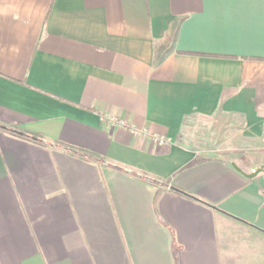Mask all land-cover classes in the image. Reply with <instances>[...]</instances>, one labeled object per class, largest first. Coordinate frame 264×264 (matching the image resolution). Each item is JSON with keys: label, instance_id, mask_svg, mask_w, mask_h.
<instances>
[{"label": "crops", "instance_id": "1", "mask_svg": "<svg viewBox=\"0 0 264 264\" xmlns=\"http://www.w3.org/2000/svg\"><path fill=\"white\" fill-rule=\"evenodd\" d=\"M263 119L264 0H0V264H264Z\"/></svg>", "mask_w": 264, "mask_h": 264}, {"label": "trees", "instance_id": "2", "mask_svg": "<svg viewBox=\"0 0 264 264\" xmlns=\"http://www.w3.org/2000/svg\"><path fill=\"white\" fill-rule=\"evenodd\" d=\"M124 127L131 129V126L127 124H125ZM30 136L34 138L35 140H41V138L38 137L37 135H30ZM52 146L57 147L69 154H72V155H75L81 158H88V159L92 158L91 154L88 151L82 148H79V147H71V146H66V145H52Z\"/></svg>", "mask_w": 264, "mask_h": 264}, {"label": "built area", "instance_id": "3", "mask_svg": "<svg viewBox=\"0 0 264 264\" xmlns=\"http://www.w3.org/2000/svg\"><path fill=\"white\" fill-rule=\"evenodd\" d=\"M262 139L264 141V119L262 121ZM152 140H153V142H156V143H159V144H164L165 143V140L164 139H162L161 137H157V136H153L152 137Z\"/></svg>", "mask_w": 264, "mask_h": 264}, {"label": "water", "instance_id": "4", "mask_svg": "<svg viewBox=\"0 0 264 264\" xmlns=\"http://www.w3.org/2000/svg\"><path fill=\"white\" fill-rule=\"evenodd\" d=\"M262 172H264V166L261 167V168H259V169H257L256 171H254V173H252V174H250V175H247L246 177H247L248 179H251V178H254V177L257 176L259 173H262Z\"/></svg>", "mask_w": 264, "mask_h": 264}]
</instances>
